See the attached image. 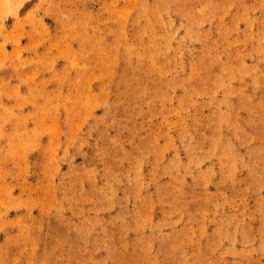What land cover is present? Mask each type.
<instances>
[{
	"label": "rangeland",
	"instance_id": "374dc122",
	"mask_svg": "<svg viewBox=\"0 0 264 264\" xmlns=\"http://www.w3.org/2000/svg\"><path fill=\"white\" fill-rule=\"evenodd\" d=\"M0 264H264V0H0Z\"/></svg>",
	"mask_w": 264,
	"mask_h": 264
}]
</instances>
